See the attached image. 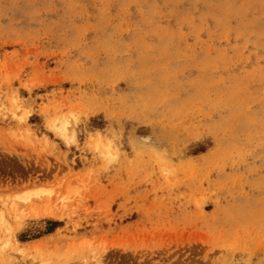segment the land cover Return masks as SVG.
<instances>
[{
  "label": "rangeland",
  "instance_id": "obj_1",
  "mask_svg": "<svg viewBox=\"0 0 264 264\" xmlns=\"http://www.w3.org/2000/svg\"><path fill=\"white\" fill-rule=\"evenodd\" d=\"M0 264H264V0H0Z\"/></svg>",
  "mask_w": 264,
  "mask_h": 264
}]
</instances>
